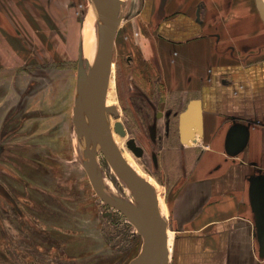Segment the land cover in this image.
<instances>
[{
  "label": "rangeland",
  "instance_id": "obj_1",
  "mask_svg": "<svg viewBox=\"0 0 264 264\" xmlns=\"http://www.w3.org/2000/svg\"><path fill=\"white\" fill-rule=\"evenodd\" d=\"M85 1L86 9L82 2L76 5L81 20L84 9L92 7V0ZM124 1L129 18L133 1ZM11 12L23 42L10 58L0 56V264H129L140 252L143 237L123 211L96 193L85 168L90 137L76 130L85 27L74 31L72 47L68 38H73L74 26L68 15L57 24L46 16L45 25L54 23L51 31L47 26H27L26 19L23 25L16 18L20 9ZM122 32L121 28L112 54V104L119 115H111L110 123L114 127L117 120L123 122L126 148L167 207L168 183L179 177L176 128L184 106L165 103L163 92L154 88L145 56L130 39L122 38ZM88 80L81 86L85 112ZM132 137L144 149L140 157L127 145ZM98 165L110 182V192L124 200L136 199L102 151Z\"/></svg>",
  "mask_w": 264,
  "mask_h": 264
},
{
  "label": "crops",
  "instance_id": "obj_2",
  "mask_svg": "<svg viewBox=\"0 0 264 264\" xmlns=\"http://www.w3.org/2000/svg\"><path fill=\"white\" fill-rule=\"evenodd\" d=\"M132 1L115 43L122 28L166 104L184 106L182 113L197 100L201 108L187 142L181 113L177 121L179 177L166 192L170 264H264V19L256 0ZM80 2L88 7L85 0H0V56L10 58L23 42L11 12L18 9L16 18L35 29L68 15L74 47V31L93 22L91 7L80 8L82 20L76 15Z\"/></svg>",
  "mask_w": 264,
  "mask_h": 264
},
{
  "label": "water",
  "instance_id": "obj_3",
  "mask_svg": "<svg viewBox=\"0 0 264 264\" xmlns=\"http://www.w3.org/2000/svg\"><path fill=\"white\" fill-rule=\"evenodd\" d=\"M256 3L264 19V0H256ZM123 5L124 0H92L93 26L85 31L80 48L79 91L75 105V120L78 124L76 130L86 137L91 136L85 168L96 193L107 204L123 211L143 237L140 252L129 264H170L168 222L160 212L158 193L153 184L139 175L129 164L117 146L109 118L111 115L118 116L119 111L116 105H106L105 102L113 46L123 20ZM91 31H93L91 41L88 42L87 34ZM89 77L93 91L88 110L85 112V98L81 95V86H83L84 80ZM199 103L197 100L192 101L181 113L180 133L184 142H187L191 137L193 126L201 124ZM114 129L123 137L127 135L125 126L120 120L115 122ZM97 145H100V151L118 176L128 183L135 192L136 199L142 201V205L140 203L134 205L128 203L129 200L118 197V200L114 199L107 193L95 170V162L99 153V150L96 149ZM127 145L137 156L143 155L144 149L135 138H129Z\"/></svg>",
  "mask_w": 264,
  "mask_h": 264
},
{
  "label": "bare ground",
  "instance_id": "obj_4",
  "mask_svg": "<svg viewBox=\"0 0 264 264\" xmlns=\"http://www.w3.org/2000/svg\"><path fill=\"white\" fill-rule=\"evenodd\" d=\"M123 21V20H122ZM121 21V23H122ZM93 31H91L90 33L87 34V40L88 42L91 41V34H92ZM85 66H86V60H85ZM114 66L113 64L111 63V72L109 74V79H108V83H107V88H106V92H105V96H106V99H105V102H106V105H110L112 103H114V100H115V97H114V92H115V87H114V78H113V71H114ZM88 73V72H87ZM88 82H87V89H88V93H87V104H86V111L88 110V106L90 104V99H91V94H92V91H93V85H92V82H91V79L90 77L88 78ZM119 111V110H118ZM111 117V116H110ZM110 120V118H109ZM111 125V123H110ZM115 125V124H114ZM111 129H112V134H113V137H114V140L117 144V146L119 147V149L121 150L123 156L125 157V159L129 162V164L137 171V173L141 176H143L144 172L143 170L140 168V164L138 163V160L136 159V157L134 156V154L128 150L126 148V145H125V139L122 138L123 136L117 134V132L115 131L114 127L111 126ZM127 136V135H126ZM125 137V136H124ZM128 141V140H127ZM90 144H91V136H90ZM97 150L100 151V145H97L96 147ZM137 165V166H136ZM112 167V166H111ZM95 170L97 172V174L99 175V178L101 180V183L103 185V187L105 188V190L107 191V193L114 199H117L116 196H119V195H114L112 192L109 191L108 189V184L110 182H108V180L103 176V174H101V168L100 166L98 165V156H97V160L95 162ZM115 171V170H114ZM118 175V174H117ZM119 177V176H118ZM144 178H146L145 176H143ZM121 179V178H120ZM147 180H149L148 178H146ZM122 180V179H121ZM123 181V180H122ZM150 181V180H149ZM151 182V181H150ZM152 183V182H151ZM153 184V183H152ZM112 186V185H110ZM129 186V185H128ZM154 186V185H153ZM155 187V186H154ZM112 189V188H111ZM156 189V187H155ZM157 191V189H156ZM134 192V191H133ZM135 193V192H134ZM158 193V191H157ZM118 194V193H117ZM158 197H159V193H158ZM119 198V197H118ZM122 198V197H121ZM124 199V198H123ZM118 200V199H117ZM128 203H131V204H134V205H138V203H140L142 205V201L140 199H135L134 201L132 200H129L127 201ZM159 208H160V212L162 214V216L166 219V215H167V207L165 204H162L161 203V200L159 199ZM167 220V219H166ZM168 235H169V248L171 250L172 248V244H173V233L172 231L169 232L168 230Z\"/></svg>",
  "mask_w": 264,
  "mask_h": 264
},
{
  "label": "flooded vegetation",
  "instance_id": "obj_5",
  "mask_svg": "<svg viewBox=\"0 0 264 264\" xmlns=\"http://www.w3.org/2000/svg\"><path fill=\"white\" fill-rule=\"evenodd\" d=\"M159 113H161V115L163 114L162 112H159ZM159 115V114H158ZM161 115H159V116H161Z\"/></svg>",
  "mask_w": 264,
  "mask_h": 264
}]
</instances>
